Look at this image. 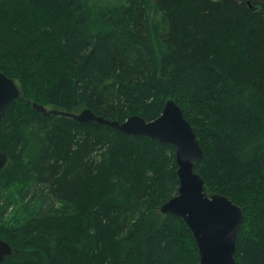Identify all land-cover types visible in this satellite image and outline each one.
<instances>
[{
	"label": "trees",
	"instance_id": "trees-1",
	"mask_svg": "<svg viewBox=\"0 0 264 264\" xmlns=\"http://www.w3.org/2000/svg\"><path fill=\"white\" fill-rule=\"evenodd\" d=\"M0 264H199L174 149L103 124L173 100L202 149L207 195L241 208L237 264H264V0H0ZM51 108V109H50Z\"/></svg>",
	"mask_w": 264,
	"mask_h": 264
},
{
	"label": "water",
	"instance_id": "water-1",
	"mask_svg": "<svg viewBox=\"0 0 264 264\" xmlns=\"http://www.w3.org/2000/svg\"><path fill=\"white\" fill-rule=\"evenodd\" d=\"M23 93L17 79L8 78L0 71V118L7 105L23 99ZM33 108L44 116H64L78 123L95 122L120 134L144 136L172 146L178 187L176 194L161 205L160 212L183 221L194 240L199 264H237L236 238L243 212L227 197L205 193L203 178L193 170V165L202 158V149L190 123L173 100L166 101L160 115L149 122L138 116H130L122 123L108 121L89 109L74 114L47 110L36 104ZM9 163V156L0 150V171ZM10 254L11 247L0 240V262Z\"/></svg>",
	"mask_w": 264,
	"mask_h": 264
},
{
	"label": "rangeland",
	"instance_id": "rangeland-1",
	"mask_svg": "<svg viewBox=\"0 0 264 264\" xmlns=\"http://www.w3.org/2000/svg\"><path fill=\"white\" fill-rule=\"evenodd\" d=\"M51 109V108H50Z\"/></svg>",
	"mask_w": 264,
	"mask_h": 264
}]
</instances>
